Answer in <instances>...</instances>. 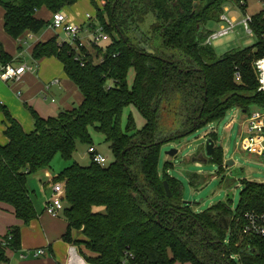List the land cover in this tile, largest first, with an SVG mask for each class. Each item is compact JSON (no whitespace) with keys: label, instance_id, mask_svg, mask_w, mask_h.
Segmentation results:
<instances>
[{"label":"trees","instance_id":"1","mask_svg":"<svg viewBox=\"0 0 264 264\" xmlns=\"http://www.w3.org/2000/svg\"><path fill=\"white\" fill-rule=\"evenodd\" d=\"M78 1L0 0L5 30L16 40L24 39L48 24L37 17L38 10L58 12ZM90 1L96 9L91 26H103L111 37L108 44L93 45L94 55L53 37L37 43L32 52L34 60L57 57L83 102L48 118L28 107L34 119L31 131L0 105L7 122V142L0 143V203L29 225L38 217L27 187L29 174L50 167L57 154L71 161L79 141L94 144V128L110 143L115 161L87 166L72 162L55 180L65 184L63 216L68 227L63 239L83 246L80 252L89 264H264L261 240L241 233L244 212H264V182L245 180L236 210L221 201L197 212L184 202L181 183L168 174V165L163 173L159 169L165 143L222 119L232 107L246 113L253 106L264 110V91H258L252 66L264 56V10L253 15L257 49L248 46L219 56L205 44L212 32L207 24L220 21L230 2L245 11L247 0H102L103 8ZM155 38L160 40L157 47L151 46ZM0 60L12 62L2 49ZM129 105L145 119L141 129H136L132 115L123 129L122 114ZM170 112L175 127L165 133L161 118ZM210 135L214 139V133ZM212 156L221 163L224 149L215 146ZM198 180V175L191 176V181ZM73 231L84 239H74ZM8 235L9 251H19L21 227L12 226ZM9 260L0 243V261Z\"/></svg>","mask_w":264,"mask_h":264},{"label":"rangeland","instance_id":"2","mask_svg":"<svg viewBox=\"0 0 264 264\" xmlns=\"http://www.w3.org/2000/svg\"><path fill=\"white\" fill-rule=\"evenodd\" d=\"M80 1V5H84V14L87 11L94 12L96 16V9L87 0ZM249 7L248 12L255 14L259 8H263L264 0H248ZM98 5L103 8L104 2L102 0H96ZM228 8L226 14L229 16H237L238 19L243 17V10L235 2H230L226 5ZM260 10V9H259ZM60 11H63L60 10ZM64 12V11H63ZM53 13V12H52ZM51 13L46 11L45 16L47 18L51 17ZM95 19V18H94ZM94 22V20H93ZM222 22L212 21L207 24V28L210 30L219 29ZM46 29H48L46 25ZM90 31L84 32V42L88 45L86 38L90 36L93 29L89 28ZM55 37L58 42L64 40L69 41L66 33L64 31L56 32ZM142 39V37H141ZM257 37L254 34H249L244 29L243 25L237 26L233 33L226 36L219 37L212 42V47L215 49L216 53L220 56L226 52L234 49L245 48L248 46L254 47L256 50L258 46ZM108 44L106 41H101L100 45L105 46ZM159 38H155L151 42V46H159ZM24 46L26 44H23ZM28 46H25L24 53H28ZM92 53H95V49L91 45L87 46ZM95 55V54H94ZM102 55H99L95 60H100ZM129 85L132 86L134 81V70L130 69L128 75ZM14 81L8 83L12 85ZM77 89V91H76ZM71 89L72 96L69 98L70 103L73 101L78 102L82 99L81 93L78 88ZM45 85L42 90L37 93V99L39 100L43 108L55 107L57 112L62 111L66 108V101H60L64 95V89L58 90L53 88L48 90ZM47 96V99L45 98ZM55 98L56 103L52 104L51 99ZM19 107H21L19 105ZM253 108H260L258 106H253ZM24 113L19 109V115L23 118L24 115L30 117V110L23 108ZM263 110V109H262ZM132 115L135 123L136 129H141L145 124V119L141 115L140 111L134 105L127 106L122 114V127L124 130L127 128L129 116ZM1 118V116H0ZM246 112L240 108L232 107L230 108L225 116L215 122L209 123L205 126L199 127L193 132L180 137L179 139L165 143L161 149L159 169L163 173L166 165L169 167L168 174L172 177L177 178L182 186V198L184 201H189L193 209L197 212H202L213 206L214 204L221 201H229L232 210H236L240 201V193L243 188V182L245 180H252L257 182H264V158L262 154L258 151L249 152L241 149L240 143L243 136H246ZM25 119V123H26ZM174 114L164 113L161 118V130L168 133L170 129L174 128ZM232 124L228 126V124ZM28 124V123H27ZM2 124L0 122V128ZM228 126V127H227ZM93 145L97 151L103 154L107 158L105 165H109L115 161L114 153L112 152L110 143L105 140V136L95 130L90 128ZM214 133V139L212 134ZM209 139H213L216 147H222L225 151L223 160L221 163L217 162L213 156L206 153V143ZM0 141H3V137L0 135ZM90 145L84 142H78L77 148L73 154L71 161L64 160L60 154H57L52 161V164L47 169H41L39 171L33 172L28 176V189L35 198V206L38 214H40L41 223L45 225L46 229H50L52 234H56L58 229V224L54 219L49 216L47 212L41 214L45 203L47 200L52 198L53 186L57 176L59 175L61 168L67 166L72 162H78L84 166L89 165L92 162L91 155L88 151ZM177 150L175 155H170L168 152L171 150ZM203 157L205 160L198 161L199 157ZM228 161H231L229 164ZM65 164V165H64ZM49 171V173H47ZM50 174L45 179H50V181L44 180V175ZM192 175H198V181H191ZM53 178V179H52ZM198 178H196L197 180ZM59 182V181H56ZM8 209L0 208V241H4L5 235L9 233V228L12 226H20L23 231H26L28 225L22 223L17 219L13 213L11 207ZM38 220V218H37ZM26 234V232H25ZM4 236V237H2ZM229 235L226 236V243H229ZM21 251L11 253V250L7 252V256L11 259V262H20L23 264H64V254L60 252L55 253V259L48 253L47 261L31 260L28 258H21ZM0 264H10L7 261H0ZM175 264H182L181 262H176ZM192 264V263H186Z\"/></svg>","mask_w":264,"mask_h":264},{"label":"crops","instance_id":"3","mask_svg":"<svg viewBox=\"0 0 264 264\" xmlns=\"http://www.w3.org/2000/svg\"><path fill=\"white\" fill-rule=\"evenodd\" d=\"M80 1H82L84 4L83 0H79L74 5L70 7H65L63 11L67 14V17L70 21L76 22L82 26L81 38L84 41V32L90 31L89 28L92 29L91 25L95 18V11L94 12L87 11L84 14V10H83L84 5H80L79 4ZM88 1L89 3H91L90 0ZM248 7H249V1L247 0L246 10L243 12L249 13ZM259 9L255 14L264 10V4H263V8H259ZM46 11L50 12L52 15L54 13V12L52 13V11H50L46 7H43L37 11L36 15L38 18L43 19L48 23L47 24L48 29H46L45 26L39 33H30L31 36L30 34H27L24 39L16 40L13 37H11L5 30L4 27L5 11L3 6L0 4V49L4 50L10 56L12 61L10 63H13L15 65L27 64L28 66L32 67L31 70H27L22 75L20 80L14 81L12 85H8V83L11 81L5 82L0 79V105L7 107V109L11 112L12 116L22 124V126L26 131H31L34 128V119L31 112H30L31 114L30 117L24 115L25 118H23L22 116L19 115V109H21V111L24 113L23 108L27 107V109H29L28 107H31L34 110H36L40 116L44 118L57 116L61 112V111L57 112L55 107H50L46 109L41 106L39 100L37 99L38 97L36 95L40 90L44 88L45 85L47 86L48 90L53 88H57L58 90L64 89V95L60 100V101H66L67 103V106L64 110H70L80 105L83 102V95L79 90L82 99L79 100L78 102L73 101L72 103H70L69 98L72 96V94L69 91L71 89L78 88V86L67 76L66 72L64 71V66L62 62L57 57L48 56V57H42L39 60H34L32 57L34 46L39 42H46L49 39L55 37V34L57 32L50 26L52 15L50 18H47L45 16ZM87 14H90L92 16L90 20L87 18ZM249 14L254 15L252 13ZM23 44H26L25 46H28L27 54L24 53L25 46ZM92 48L94 47L92 46ZM86 49L89 50L88 47H86ZM90 52L92 53V51ZM3 65L5 64L0 60V70L2 69ZM45 98L47 99V96H45ZM51 102L52 104H54L57 101L55 98H52ZM19 105L21 107H19ZM0 116H1L0 122L2 124L0 128V135L3 137V141L2 142L0 141V143L5 144L7 142V138L4 135V131L6 129L7 122L3 112H0ZM25 119L27 121L26 123H25ZM224 155H225V151H224ZM47 173H49V171H47ZM49 175L50 174H48L47 176L44 175L45 181H50V179H45ZM28 185L29 184L27 182V186ZM31 196L33 198V202L35 205L34 195L31 194ZM0 208L8 209L11 211V209H9V206L3 203H0ZM99 210L103 211L104 208H100ZM44 212H46L45 207L43 208L41 214ZM49 216H51L52 218H59V219H54V221H56V223L58 224V229L56 231V234H52L50 229H46L45 225L41 223V218H43L44 216L40 218V214H38L37 217L38 220L37 218L32 220L29 223L28 227L26 228L27 229L26 231H23L21 229V249H20L21 253L19 254L20 257L28 258L33 261L40 260L42 258L44 259L43 261L46 262L48 260L47 259L48 251L49 254L52 256L53 260L55 259L56 256L55 253L60 252L64 254V264H89L81 255L80 248H83V246H79L75 242H68L63 239V235L68 227V223L63 216V212H61L59 216L56 217L50 214ZM7 235H5L4 239H6ZM73 238L84 239L83 235L79 231H73ZM37 249H43L44 253L42 255L35 256L34 252ZM13 252L14 251H11V253ZM8 262L10 264H23L22 261L13 263L11 262V259Z\"/></svg>","mask_w":264,"mask_h":264},{"label":"built area","instance_id":"4","mask_svg":"<svg viewBox=\"0 0 264 264\" xmlns=\"http://www.w3.org/2000/svg\"><path fill=\"white\" fill-rule=\"evenodd\" d=\"M227 9L228 8L225 6L224 11L220 15V22H222V24L219 29L212 30L210 35L207 37L205 44L212 45L213 40L233 33L239 25H243L247 33L253 34V15L244 12L242 19L238 20L236 16L227 15ZM87 18L90 20L92 16L87 14ZM50 26L57 32L64 31L69 39L68 43L77 51H79L81 47H87L88 45H100L101 41L108 42L111 38L110 35L104 31L103 26L97 25L95 28L92 27V29L95 30L94 32H91L90 36L86 39L88 42L87 45L81 38L82 26L76 22L70 21L67 14L63 11L53 13ZM77 59H81V56L78 55ZM82 64L84 65V63ZM252 66L259 81L258 91H264V56L255 59ZM31 69L32 67L27 64L15 65L13 63H7L3 65L0 70V79L5 82L18 81L27 70ZM236 78H241L239 72L236 73ZM245 122L247 135L243 136L241 139V149L249 152L258 151L264 158V110L260 108L251 109L248 113H246ZM231 124L232 122L228 126ZM88 151L93 162L99 165H105L107 158L103 154L99 153L94 145L90 146ZM64 196V182H55L53 186L52 198L49 199L45 205L46 212L54 217L59 216L65 208ZM238 221L240 222V218ZM241 233L243 236L258 238L264 246V212H244L241 222ZM11 238L12 236L8 235L4 241L0 242L7 251H9V248L7 247L8 240ZM254 247L257 249L256 246ZM43 253V249H37L34 252L35 256L42 255Z\"/></svg>","mask_w":264,"mask_h":264},{"label":"water","instance_id":"5","mask_svg":"<svg viewBox=\"0 0 264 264\" xmlns=\"http://www.w3.org/2000/svg\"><path fill=\"white\" fill-rule=\"evenodd\" d=\"M195 6L197 5V3H195L194 4ZM138 37H139V39L141 40V37H142V33H138ZM149 53H151V54H154L155 53V51L152 49V48H150L148 45H144L143 46ZM215 142H214V140L213 139H209L208 141H207V143H206V153L208 154V155H213V153H214V151H215ZM170 155H175L176 153H177V150H175V149H173V150H171L170 152H168ZM198 161H203V160H205L202 156L201 157H199L198 159H197ZM231 161H228V163L227 164H229ZM164 187H165V190H166V192H167V195L169 196V197H171L172 195H173V193H172V191H171V189H170V186H169V183H168V181L167 180H165L164 181ZM186 204H190V202L189 201H184Z\"/></svg>","mask_w":264,"mask_h":264}]
</instances>
